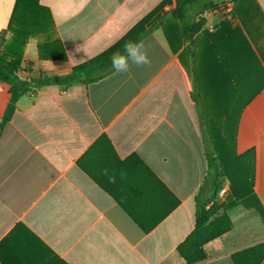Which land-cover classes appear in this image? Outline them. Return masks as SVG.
<instances>
[{"label":"crops","instance_id":"obj_1","mask_svg":"<svg viewBox=\"0 0 264 264\" xmlns=\"http://www.w3.org/2000/svg\"><path fill=\"white\" fill-rule=\"evenodd\" d=\"M16 1L0 0V51ZM39 1L67 60H41V40L29 39L21 80L69 76L165 0ZM210 3L200 15L209 38L199 32L194 48V17L167 18L143 39L149 64L21 97L0 135V264H185L177 248L212 194L207 104L195 73L203 77L202 53L209 52V121L218 113L238 118L237 152L255 155L253 190L264 208V0ZM9 91L0 81V124ZM223 184L230 192V181ZM227 215L233 229L197 264H234L233 254L264 242L257 209L238 204Z\"/></svg>","mask_w":264,"mask_h":264},{"label":"trees","instance_id":"obj_2","mask_svg":"<svg viewBox=\"0 0 264 264\" xmlns=\"http://www.w3.org/2000/svg\"><path fill=\"white\" fill-rule=\"evenodd\" d=\"M237 0H176L173 10L167 16L161 15L164 7L171 5V0H165L148 16L132 28L119 42L101 55L73 68L67 77L41 75L38 78L21 80L18 72L24 55V49L29 39L38 38L39 57L41 60L66 61L67 55L62 43L53 38L55 23L50 10L40 4L39 0H17L15 8L5 34L10 35L9 40L3 39L0 51V81L10 86V101L7 106L3 121L0 124V135L4 126L11 120L17 109V103L24 95L35 92L45 86L57 84L69 87L76 82L90 84L114 72L111 68V58L116 52H124L127 41L144 39L158 26H162L165 19L170 18L183 21L194 17L188 29L192 37V48L196 43V36L203 32L209 38V32L203 30L205 21L200 16L211 9H216L218 3ZM202 6L203 10L195 14V9ZM199 16V17H198ZM198 17V21H196ZM234 17V14H233ZM205 39H203L204 41ZM194 55V54H193ZM202 53L201 73L196 71L197 88L203 89L206 107L205 115L201 114L203 133L207 144L209 159V174L207 183L211 188L210 199L205 204L198 206L196 227L186 240L177 248V254L185 264H197L207 260L204 248L221 239L233 229V223L227 211L243 204L247 208H255L264 220V208L254 195L255 184V155L253 152L238 154L237 130L238 118L221 119L220 114L211 117L209 121V64L208 58ZM199 90V88H198ZM200 101L201 95L197 96ZM225 179L231 183V188L226 201L215 202L217 193ZM254 199L257 205L251 206L247 201ZM210 207L207 209V206ZM234 264H261L264 261V242L254 247L242 250L232 255Z\"/></svg>","mask_w":264,"mask_h":264},{"label":"clouds","instance_id":"obj_3","mask_svg":"<svg viewBox=\"0 0 264 264\" xmlns=\"http://www.w3.org/2000/svg\"><path fill=\"white\" fill-rule=\"evenodd\" d=\"M111 68L118 74L129 73L131 66L142 67L150 63L147 45L143 39L124 44V52H116L111 58Z\"/></svg>","mask_w":264,"mask_h":264},{"label":"built area","instance_id":"obj_4","mask_svg":"<svg viewBox=\"0 0 264 264\" xmlns=\"http://www.w3.org/2000/svg\"><path fill=\"white\" fill-rule=\"evenodd\" d=\"M228 193H229V187L227 186V184H223L217 193L215 202L218 203L223 202L227 198Z\"/></svg>","mask_w":264,"mask_h":264}]
</instances>
